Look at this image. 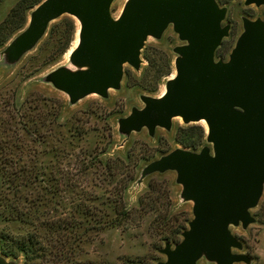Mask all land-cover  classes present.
Segmentation results:
<instances>
[{
    "label": "water",
    "instance_id": "obj_1",
    "mask_svg": "<svg viewBox=\"0 0 264 264\" xmlns=\"http://www.w3.org/2000/svg\"><path fill=\"white\" fill-rule=\"evenodd\" d=\"M114 0H44L31 13L28 27L4 54L17 63L36 47L49 25L63 15L80 23L79 44L71 62L49 75L54 88L76 104L95 94L107 98L121 88L124 66L139 71L149 37L161 39L169 26L184 44L174 48L175 75L161 97L143 96L145 106L119 120L130 135L146 128L170 130L181 118L185 125L204 121L207 143L194 152L175 149L147 165L137 184L150 175L174 171L182 199L193 202V218L176 245L165 243L157 264H251L231 227L247 229L256 222L251 210L264 193V20L243 18L244 31L227 60L217 50L230 35L224 25L227 8L217 0H128L121 16L111 14ZM238 1V0H235ZM264 6V0H244ZM0 264H15L0 256Z\"/></svg>",
    "mask_w": 264,
    "mask_h": 264
},
{
    "label": "rangeland",
    "instance_id": "obj_2",
    "mask_svg": "<svg viewBox=\"0 0 264 264\" xmlns=\"http://www.w3.org/2000/svg\"><path fill=\"white\" fill-rule=\"evenodd\" d=\"M127 1H113L111 6L113 18L121 16ZM18 2L19 0H0V26L9 20L11 10ZM217 2L221 7L227 8V17L223 24L231 25L230 35L222 46L223 54L231 51L244 31V17L264 20V6H245L244 0ZM34 9L28 12L24 29L16 32L9 42L0 47V144L14 150L11 159L15 163L33 165L37 161L54 160L55 155L56 159H62V173H68V168L86 163L87 155L88 160L101 152L112 157L129 156L130 160L127 159L126 162L130 161V171L123 168L118 176L121 179L126 177L127 172H130L131 176H140L142 170L159 159L163 153L178 148L184 149L179 143L178 129L188 125H185L181 118L173 119L172 127L168 131L157 128L154 136H151L146 128L125 135L120 132L119 126V120L130 115L134 108H144L143 96L161 97L166 91L168 80L175 75L177 54L174 48L184 43L180 41L172 26L167 28L161 39L148 38L142 50L145 55L141 53L143 62L139 71L129 65L124 66L120 89L109 90L107 98L92 94L72 105L69 96L55 89L48 78L59 68L79 70L70 60L71 52L79 44L80 23L77 19L63 15L49 25V27L59 25L66 17L72 18L76 25L75 40L68 51L56 61H52L55 43L46 41L47 33L34 49L15 64H11L4 54L9 43L28 27ZM228 57L226 55L223 59L227 60ZM158 72L170 74H164L156 79L155 75ZM60 102L63 105H60ZM30 104L41 106L36 111L42 116L39 117L40 124L35 127L39 130V137L36 139L29 137L20 123L23 113L28 110ZM81 125L84 126L83 133L77 137L74 129ZM189 126H199L207 131L204 121ZM72 134L75 137H71ZM20 139L25 140L26 146L21 144ZM21 146L24 149L23 154L17 150ZM205 146L211 147L208 143ZM66 151L72 155L63 157ZM153 175L145 178L142 184H129L125 192L126 205L133 212L131 226L127 229H108L85 242L80 257L83 261L97 264H157L165 261L166 257L160 253L165 246V242L160 239L162 231L157 233L153 230V223L157 225L160 223L163 230L161 222H164V217L169 212L174 214L171 223L175 222V215L181 219L184 217L192 219L193 202H185L182 199L183 187L176 181V172ZM251 214L256 222L247 229L242 225L231 227L233 235L243 243V250L234 252L248 255L252 259L251 264H264V193L257 207L251 210ZM140 215L142 216L139 217ZM26 230V227L23 228L17 222L5 221L0 217V256H3V236L13 234L18 236ZM163 231L167 236L170 234L168 230ZM169 243L177 244L172 241ZM7 259L15 264L24 262L23 257L18 260ZM199 264L210 263L202 259Z\"/></svg>",
    "mask_w": 264,
    "mask_h": 264
},
{
    "label": "trees",
    "instance_id": "obj_3",
    "mask_svg": "<svg viewBox=\"0 0 264 264\" xmlns=\"http://www.w3.org/2000/svg\"><path fill=\"white\" fill-rule=\"evenodd\" d=\"M43 1L19 0L11 10L9 20L0 26V47L9 42L16 32L24 29L28 12ZM46 33V41L55 43L52 61H56L75 40L76 25L72 18L66 17L61 24L48 27ZM225 40L216 52V59H223L231 52L222 54ZM164 74L170 72H158L155 77L159 79ZM59 104L63 105L61 102ZM40 107L30 104L20 122L27 135L35 139L39 137V130L35 127L40 124L39 117H42L36 112ZM83 127H75L77 137L83 133ZM72 136L75 137L74 134ZM178 139L184 149L198 152L207 144V131L199 126L180 127ZM20 141L26 146L25 140ZM23 146L17 148L21 154L24 153ZM64 153L63 157L72 155L67 151ZM13 154V149L0 144V217L5 221L17 222L27 230L18 236H3L2 255L12 260L23 257V264H97L80 258L82 245L108 229H127L133 220V212L125 202V192L129 184L138 182L140 176H131L127 172L125 178H118L123 168L129 169L130 161L126 162L130 160L129 156L112 157L101 152L88 160L87 155L86 163L62 173V159H56L55 155L54 160L37 161L31 165L15 163L11 159ZM172 215L169 212L164 222L160 221L163 230L169 231L168 236L160 228V223H153L152 229L157 233L162 231L161 241L176 244L181 241V235L191 219H181L175 215V222L171 223Z\"/></svg>",
    "mask_w": 264,
    "mask_h": 264
},
{
    "label": "bare ground",
    "instance_id": "obj_4",
    "mask_svg": "<svg viewBox=\"0 0 264 264\" xmlns=\"http://www.w3.org/2000/svg\"><path fill=\"white\" fill-rule=\"evenodd\" d=\"M200 125V124H199Z\"/></svg>",
    "mask_w": 264,
    "mask_h": 264
}]
</instances>
